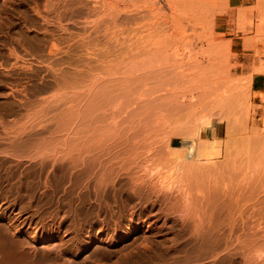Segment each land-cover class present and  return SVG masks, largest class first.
<instances>
[{
    "label": "rangeland",
    "instance_id": "374dc122",
    "mask_svg": "<svg viewBox=\"0 0 264 264\" xmlns=\"http://www.w3.org/2000/svg\"><path fill=\"white\" fill-rule=\"evenodd\" d=\"M154 1L0 0V63L51 61L45 91L26 61L0 65V104L24 103L0 109L18 132L0 133V264H112L156 233L164 264H264V0ZM143 164L184 181L158 194ZM195 209L223 220L222 241L187 261Z\"/></svg>",
    "mask_w": 264,
    "mask_h": 264
},
{
    "label": "bare ground",
    "instance_id": "6f19581e",
    "mask_svg": "<svg viewBox=\"0 0 264 264\" xmlns=\"http://www.w3.org/2000/svg\"><path fill=\"white\" fill-rule=\"evenodd\" d=\"M156 1V0H155ZM155 1H154V3H155ZM158 1V0H157ZM158 3V2H157ZM169 4V3H168ZM157 6V5H156ZM155 6V7H156ZM159 6V5H158ZM157 6V7H158ZM132 7V6H131ZM160 7H161V5H160ZM135 8V7H134ZM160 9V8H159ZM156 10H158V9H156ZM160 11V10H159ZM160 17V16H159ZM45 21V20H44ZM47 21H48V19H47ZM46 21V22H47ZM43 23V24H48V22L47 23ZM156 23H158V22H156ZM159 23H160V21H159ZM41 35H44L43 33L41 34ZM42 37V36H41ZM44 38L46 37V36H43ZM41 40V39H40ZM42 41V40H41ZM40 42V41H39ZM40 45H42V44H40ZM39 45V46H40ZM38 46V45H37ZM2 49V48H1ZM0 49V50H1ZM51 49V48H50ZM13 50V49H12ZM52 50V49H51ZM9 52H10V50H9ZM14 52V51H13ZM12 52V53H13ZM4 54V53H3ZM11 54V53H10ZM8 56V58H9V54H7ZM43 55V54H42ZM45 56V58L43 59L42 57L43 56H41V61L40 62H43L44 63V65L43 66H40V67H36L35 69H34V67H31L32 65L29 63V62H27L26 61V59L24 58V57H19V55H17L16 53H14V58H15V60L13 61V62H10L9 61V59H8V61L7 62H5V63H7L6 65H10L9 67H10V69H9V67H7L6 65H2L1 63H0V65H2V67H6V74L5 75H7V76H9V77H11L12 76V74H15V73H19L18 72V70L19 69H16V66L15 65H17L18 63H19V59H20V61L22 60L23 62H27V63H29V64H27V63H21V65H20V63H19V67L20 68H22V67H28L27 69H29V70H24V73H28L29 74V76L30 77H36V76H38V75H40L41 76V78L43 79V80H41V81H43L42 83L43 84H40V85H42V91H45L46 90V76H48V72H47V69H48V67H49V65H50V60L48 61V59H50V56H48V57H46L47 55H44ZM5 57V56H4ZM6 57V58H7ZM12 58V57H11ZM10 58V59H11ZM3 59V58H2ZM4 60V59H3ZM1 62H2V60H1ZM51 66V65H50ZM31 67V68H30ZM8 68V69H7ZM23 69H25V68H23ZM0 70H4V69H0ZM3 73H4V71H2ZM1 72V73H2ZM22 72V71H21ZM4 75V76H5ZM15 95H18V93H16ZM16 99L15 98H13L12 100H10V101H8V102H2L3 104H0V109H4V110H12V111H16V109L20 106V105H24V103L23 104H20V103H18V102H16L15 101ZM15 106L17 107V108H15ZM27 111H28V109H26ZM27 113V112H26ZM25 113V114H26ZM24 117H25V119H24V124L23 125H25V129H27V128H30V127H32V124L33 123H31V120L30 119H33V118H31V115H29V113H27L26 114V116L24 115ZM35 120V119H34ZM33 121V120H32ZM34 122V121H33ZM31 129V128H30ZM3 130H2V126L0 125V133H5V134H10V132L11 133H13V134H18V132L17 131H5V129H4V131L2 132ZM26 134H30L31 132H30V130H27L26 132H25ZM1 135V134H0ZM0 139H2L1 138V136H0ZM13 140H15V138L13 139ZM11 141V143L12 142H14V141ZM1 143V142H0ZM14 143H12V145H13ZM14 146H15V144H14ZM202 152H203V150H202ZM197 153H199V155H200V153H201V149L200 150H198L197 151ZM206 153V152H205ZM201 154H203V153H201ZM207 154V153H206ZM196 155H198V154H196ZM204 155V154H203ZM208 155V154H207ZM201 156V155H200ZM199 157V156H198ZM207 157V156H206ZM196 158H197V156H196ZM146 160V159H145ZM148 160H146V162L145 163H149V161L147 162ZM182 162V161H181ZM192 160L190 161V162H188L187 164H189V166H192ZM186 163V162H185ZM191 163V164H190ZM195 163H196V161L193 163V165H195ZM150 164V163H149ZM148 164V165H149ZM145 165V166H144ZM147 164H143V166L142 167H146L147 168V170L148 169H150V168H148L147 166H146ZM152 166H153V164H151V168H152ZM179 165H177V167H178ZM188 166V167H189ZM197 166V165H196ZM155 167H157L156 165H154V168ZM181 167H183V166H181ZM188 167H186V169L188 168ZM113 168H114V166H113ZM115 168H117L116 166H115ZM154 168H152V169H154ZM192 167H190V169H191ZM199 168H200V166L198 167L197 166V169L199 170ZM202 168V167H201ZM110 169V168H109ZM112 169V168H111ZM141 169H143L144 170V172L145 171H147L146 169H144V168H141ZM152 169H150L151 170V172H153V174H154V176H152V173L150 174L149 173V170H148V175H151L152 176V178H151V180H153L154 181V183H155V185H156V183L157 182H163L164 183V181H160V179L158 180V178H159V174H158V172L159 171H157L156 170V172H157V178H156V180L157 181H155L154 180V178L153 177H155V174H156V172H155V170L154 171H152ZM168 169H170V168H168ZM172 169H175L176 171H177V169L175 168V166L172 168ZM183 169V168H182ZM181 169V170H182ZM195 169H196V167L193 169L194 170V172H192V173H196L195 172ZM115 170V169H114ZM167 170V169H166ZM166 170H165V172H166ZM180 169H179V171H181ZM193 170H191V171H193ZM198 170H197V175H198ZM117 171H118V169H117ZM116 171V172H117ZM164 171V170H163ZM170 171H173L174 172V170H167V172L169 173ZM179 171H177V172H179ZM187 171H189V170H187ZM191 171H189L190 172V175H192V177H194L195 176V178H199V177H201V176H203L202 174H201V176H200V174L197 176L196 174L193 176V174H191ZM113 171H105L103 174H104V180L103 181H108L109 179H111L112 177H114V176H112L113 175V173H112ZM161 172H162V170H161ZM183 172H185L186 173V170L184 169L183 170ZM182 171L181 172H179V173H183ZM112 173V174H111ZM119 173V172H118ZM122 172H120V174H121ZM125 173H127V172H125ZM147 173V172H146ZM168 173H165L164 174V172H163V176L162 177H164L163 179L164 180H166L167 179V175L166 174H168ZM175 173V172H174ZM174 173H172V174H174ZM185 173H183V174H185ZM114 174L116 175L117 173H115V171H114ZM144 174V173H143ZM171 174V173H170ZM170 174L168 175V176H170ZM117 175H119V174H117ZM141 175H142V173H141ZM140 175V179H141V181H138V179H137V177H136V175H133V177H132V174H131V177H129V179L131 178V180H132V182H133V179L132 178H134L135 177V180H137V181H135L134 182V184H135V187L133 188L134 190H133V192L135 193V194H137V195H146V196H148L149 194H152V192H153V190L155 189V188H160V190L158 191V194H159V192L161 193V191H163L164 189L163 188H165V187H170L171 186V189H172V184L169 186V184L168 183H166V181H170V180H172L173 178H175L176 177V179H180V182H182V180L184 181V177H182L181 178V176H183V175H181V174H179V176L177 177V174H176V176L175 175H171V176H174L172 179L170 178V177H168V178H170V179H168V180H166L165 181V185H162V183H161V185L158 187V186H155V188L154 189H152L153 188V186L151 187V186H149L148 184L146 185V182H145V178H146V176H144V178L142 179V176ZM145 175H147V174H145ZM147 175V176H148ZM160 175H162L161 173H160ZM166 176V178H165V176ZM189 175V174H188ZM187 175V176H188ZM150 176V177H151ZM197 176V177H196ZM150 177H147L148 179L150 178ZM190 177V176H189ZM203 177H205V175L203 176ZM202 177V178H203ZM146 178V179H147ZM161 178V177H160ZM182 179V180H181ZM185 179H187V178H185ZM204 179V178H203ZM130 180V181H131ZM144 180V181H143ZM162 180V179H161ZM188 180V179H187ZM148 181L149 180H147V183H148ZM179 182V183H180ZM151 183H152V181H151ZM150 182H149V184H151ZM169 183H172V182H169ZM178 183V182H177ZM104 184H106V183H104ZM131 184H133V183H131ZM133 184V185H134ZM158 184V183H157ZM174 184V183H173ZM184 183H182V184H179L180 186H181V188L183 187V188H185V184L183 185ZM152 185V184H151ZM174 185H177L176 184V182H175V184ZM178 187V186H177ZM173 188H175V186H173ZM180 188V187H179ZM178 189L179 190V193L182 191V189ZM187 189H185V190H187V191H189L188 190V186L186 187ZM215 188H217V187H215ZM163 189V190H162ZM167 190H168V188H166ZM166 189H165V193H166ZM175 189H177V188H175ZM157 189H155V191H156ZM184 190V189H183ZM168 191H170V189L168 190ZM171 191H173V190H171ZM187 191H183L184 193H186ZM201 192V191H200ZM154 193V196H155V194L157 193V191L156 192H153ZM163 193H164V191H163ZM170 192H168L167 194H165L167 197L169 196L168 194H169ZM176 193V192H175ZM178 193V194H179ZM187 193H189L188 194V196L191 194L190 192H187ZM187 193L186 194H183V193H181V194H183V195H185V197L187 198ZM158 194H156V195H158ZM193 194V193H192ZM192 194L190 195V197H192ZM163 195V194H162ZM175 195V194H174ZM212 195H214V193L212 194ZM166 196H164V198L166 197ZM176 196V195H175ZM180 196V199L181 200H183V198L184 197H181V195H179ZM150 196H148V198H149ZM152 197V196H151ZM150 197V198H151ZM157 197H159L160 198V200L162 199L161 197H163V196H157ZM166 197V198H167ZM190 197H188V198H190ZM217 197V196H216ZM158 198V199H159ZM178 198V197H177ZM186 199V201H190V199ZM215 198V197H214ZM211 199V201L210 202H212L213 200H214V202H212V203H215V199ZM168 199V198H167ZM185 199V198H184ZM166 200V199H165ZM169 200V199H168ZM173 200V199H172ZM176 200V199H175ZM163 201V200H162ZM184 201L185 200H183L182 201V204L184 205V207L186 208V204H188L189 203V201L186 203V204H184ZM224 201V202H223ZM222 202L223 203H225V200H223ZM181 202V201H180ZM191 202V201H190ZM163 203H166L165 201L164 202H162V204ZM175 203V202H174ZM176 204V203H175ZM174 204V205H175ZM180 204V203H179ZM178 204V205H179ZM208 204V203H207ZM217 205H218V203H216ZM186 205V206H185ZM188 205H190V203L188 204ZM162 206V205H161ZM171 206L173 207V204L171 203ZM171 206H167V207H170V208H172ZM176 206V205H175ZM182 206V205H181ZM219 207H220V205H218ZM176 207H179V206H176ZM183 207V206H182ZM183 207V208H184ZM188 207L189 206H187V210H188ZM161 208V207H160ZM159 208V209H160ZM163 208V207H162ZM161 208V209H162ZM175 208V207H174ZM203 208H204V206H203ZM206 208H208V207H206ZM160 209V210H161ZM177 208H175V212H173V213H176V211H178V210H176ZM179 209H180V207H179ZM189 209H190V207H189ZM205 209V208H204ZM210 209H212V208H210ZM186 210V211H187ZM196 210V214H195V212H194V210L192 211V213L194 214H191V215H193V216H188V217H182L181 216V218H182V220H181V222L179 223L180 224V231H182V230H184L188 225H190L191 224V226H192V230L190 231L191 233H192V235L190 234V236H189V239H191V240H193V241H195L196 243H195V245H194V247L192 248V250L190 249V254L189 255H187V256H184V258L185 259H189V260H187V261H196V259L200 256V255H202L204 252H206L209 248H211V247H213V246H216V245H218V244H220L221 243V241H222V234L221 233H219L221 230H219V226H222V224H220V223H223L222 221V219L221 218H217L216 217V214L215 213H217V212H215L216 210H214V209H212V211L214 210V212H212L211 210H203L202 212L203 213H201L200 211L199 212H197V209H195ZM204 211H205V213H204ZM208 211H210L209 213H211L210 215H208ZM168 212H169V210H168ZM172 212V211H171ZM170 212V213H171ZM189 212V211H188ZM155 213V212H154ZM173 213H171V214H173ZM183 213H184V211H183ZM186 213V212H185ZM207 213V214H206ZM213 213V214H212ZM161 214V213H160ZM163 214H165V213H163ZM178 213H176L175 215H177ZM181 214V213H180ZM187 214V213H186ZM189 214V213H188ZM154 215V214H153ZM156 215V214H155ZM154 215V216H155ZM166 215V214H165ZM179 215V214H178ZM182 215H185V214H182ZM171 216V215H170ZM173 216V215H172ZM161 217V216H160ZM173 219L175 220V221H177V219H175L174 217H173ZM189 219L191 220V221H189ZM170 220H172V218L170 219ZM222 220V221H221ZM166 221V220H165ZM221 221V222H220ZM153 223H154V221H153ZM166 223V222H165ZM165 223H163V224H165ZM135 224V223H134ZM162 224V225H163ZM176 224V223H175ZM178 224V225H179ZM115 226L113 227V229H119L121 226H122V224L120 223V222H118V223H115L114 224ZM140 225V224H139ZM133 226H135L134 227V229H136L137 227H136V225H133ZM173 226V223H171V225H169V226H167V228H171ZM131 227V226H130ZM140 227V226H139ZM160 227V226H159ZM179 227V226H178ZM218 227V228H217ZM163 228H165V227H163ZM160 229V228H159ZM162 229V228H161ZM221 229V228H220ZM156 231V230H155ZM219 231V232H218ZM128 233H126V234H124L123 236H122V238L121 239H123V238H125L126 236H128L127 235ZM154 234V233H153ZM155 236H157V233L156 234H154V235H143V237H142V240L139 242V243H137V244H135V245H133V247L131 248V249H129L128 251H126V252H121L119 255H117V259H115L116 261H113V262H115L116 264H162L163 262V260L165 259V257H166V253L164 252V251H166V249L164 248V243L165 242H167V241H169V240H171V239H169V238H162L161 240H158V239H156L155 238ZM101 240V239H100ZM138 240V238H136L135 240H134V242L135 241H137ZM223 240H225V239H223ZM167 246V245H166ZM163 247V248H162ZM169 248V246H167V249ZM235 246H234V251H235ZM236 252V251H235ZM234 252V254H236ZM263 251L261 250H259V252H257V255L256 256H258V257H260V258H262V255L264 256V252L262 253ZM238 256V255H237ZM246 256V255H245ZM247 257V256H246ZM249 258V257H248ZM247 260V258L245 259V261ZM115 263H112V264H115ZM164 264V263H163ZM167 264V263H166Z\"/></svg>",
    "mask_w": 264,
    "mask_h": 264
}]
</instances>
